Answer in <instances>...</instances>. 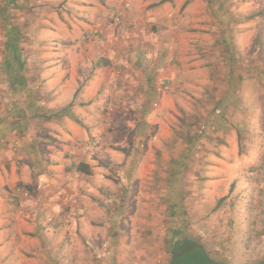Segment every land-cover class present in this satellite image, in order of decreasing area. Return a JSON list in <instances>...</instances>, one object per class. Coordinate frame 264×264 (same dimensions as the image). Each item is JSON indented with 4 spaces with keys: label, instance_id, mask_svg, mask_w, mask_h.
Here are the masks:
<instances>
[{
    "label": "rangeland",
    "instance_id": "rangeland-1",
    "mask_svg": "<svg viewBox=\"0 0 264 264\" xmlns=\"http://www.w3.org/2000/svg\"><path fill=\"white\" fill-rule=\"evenodd\" d=\"M185 1L22 0L11 12L21 58L74 63L81 123L57 119L49 84L29 77L43 110L13 133L27 98L0 65V186L9 203L47 208L39 226L18 221L10 264H168L173 227L221 263L264 259V182L249 172L264 179V0Z\"/></svg>",
    "mask_w": 264,
    "mask_h": 264
},
{
    "label": "trees",
    "instance_id": "trees-1",
    "mask_svg": "<svg viewBox=\"0 0 264 264\" xmlns=\"http://www.w3.org/2000/svg\"><path fill=\"white\" fill-rule=\"evenodd\" d=\"M189 1L190 0H186L183 6L186 5ZM23 9L24 5L22 0H4L0 5V21L6 29L5 43L3 48L4 58L1 60L0 65L4 68V75L6 77L7 86L10 91L24 93L27 100L31 99L29 104L35 107L34 109H37L38 111L39 108L36 106V101L32 100L31 91L28 89L29 79L26 76V67L28 64V59L24 60L23 58H21L20 55L21 52L19 46L21 26L14 21L11 13L12 11H22ZM14 63L16 64L15 68L13 67ZM244 64L246 65L247 62H244ZM73 104V101H71L67 105L63 106V108L59 109L55 114H58L59 116L57 119L67 116L73 118L76 122L81 123V121L77 118L76 115H74V112L72 111ZM26 106H28V104H26ZM46 113H48L45 114L47 115L46 118L48 117L50 119L52 118L55 112H52L51 110H46ZM35 116H38V112L32 114V116L30 117ZM20 118H27L26 114L22 110L19 111V116L13 120L11 129L20 130L19 127L22 124V120ZM242 153L243 149L239 148V154ZM75 168L76 171L86 174H90L91 171L89 165L83 161H80L75 166ZM261 168L262 166H252L249 170L252 178L256 180L259 184H262L264 182V179L261 176ZM223 199L224 198H221L219 202ZM219 202L217 203L216 207L219 206ZM171 236L172 238H170L168 241L170 253V259L168 264H224L219 261H216L212 256H210L200 242L190 236L182 235L178 228H172ZM255 264H264V259L258 261Z\"/></svg>",
    "mask_w": 264,
    "mask_h": 264
},
{
    "label": "crops",
    "instance_id": "crops-1",
    "mask_svg": "<svg viewBox=\"0 0 264 264\" xmlns=\"http://www.w3.org/2000/svg\"><path fill=\"white\" fill-rule=\"evenodd\" d=\"M69 1L72 0H63V4H66ZM65 13L67 14L68 12L65 11ZM63 34H65L66 36L67 34H69V32H66V30H64ZM64 39L66 38L63 36V43L58 44V47L59 49L60 47H63L61 48L63 49V52H68V56H71L70 53H72L71 51L73 49L72 45L68 41L65 42ZM155 43L158 44L159 42ZM64 59L65 57L63 58V62L58 59H45L42 60V62L37 63V66H34L32 64V60H28L27 67L30 68V73L26 74L27 78L29 79V77H31V81L32 79H34V81H38V83L41 84H49V89L43 96L46 98L47 109H61L63 108V106L71 102L74 97L73 87L71 89V84L73 81H75V74L69 75L66 71L68 70V68H70L71 70L74 69V63L71 62L70 67H68L67 64H65ZM61 91L62 93H60ZM63 97L68 99V101H66V104L64 105L59 102ZM30 101L31 99L27 100L26 104H28V106H25L21 109L22 111H24V113H27V119H30L29 117L32 116V114L36 113V111H29L28 107L33 108V106L29 104ZM38 105L39 104L36 103V106L40 107ZM40 110H43V108H39V111L37 112H41ZM69 126L74 128L72 122H70ZM14 132H16L15 129L13 130V133ZM0 144V156L9 157V149L6 148L7 145L2 144L1 140ZM20 168L23 171L22 179H27L28 176L24 172V170H26L25 166H23L22 164ZM26 168L28 169V167ZM15 171L16 167L14 165L13 174L15 173ZM6 172L7 169L5 168V166L3 164H0V183H4L3 174H6ZM40 178L47 179L49 178V175L48 173H46V171H43V173L40 175ZM42 191L43 190L40 188L41 193ZM7 201L8 194L6 193V191H4L3 186H0V264H10L15 260V256L12 253L14 244L16 243V232L14 231V228L17 226V223L19 224V222H22L30 226H39L42 218L45 216V212L47 211V208L44 204L29 205L24 207L23 204H14ZM24 217H28V219L26 220ZM18 255L21 256V253L18 252Z\"/></svg>",
    "mask_w": 264,
    "mask_h": 264
}]
</instances>
